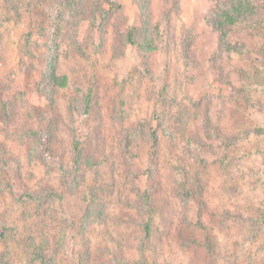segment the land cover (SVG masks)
<instances>
[{
	"label": "rangeland",
	"instance_id": "obj_1",
	"mask_svg": "<svg viewBox=\"0 0 264 264\" xmlns=\"http://www.w3.org/2000/svg\"><path fill=\"white\" fill-rule=\"evenodd\" d=\"M102 1L94 0L109 11L106 23L74 27L75 43L56 52L52 84L43 80L42 7L20 21L13 13L0 18V254L7 264H39L29 255L30 236L50 242L58 264H83L87 246L102 261L120 237L117 250H128L134 214L126 202L148 189L152 235L128 257L264 264V24L234 30L230 40L242 50L234 54L218 48L207 21L214 0ZM131 29L157 45H128ZM157 116V147L139 139L127 165L121 123L155 128ZM40 131L48 133L43 147ZM73 134L83 157L101 162L82 168L77 186L64 177L72 174ZM183 177L193 186L196 179L202 193L194 187L189 201L177 196Z\"/></svg>",
	"mask_w": 264,
	"mask_h": 264
},
{
	"label": "trees",
	"instance_id": "obj_2",
	"mask_svg": "<svg viewBox=\"0 0 264 264\" xmlns=\"http://www.w3.org/2000/svg\"><path fill=\"white\" fill-rule=\"evenodd\" d=\"M39 4H32L30 0H0V18L2 16L13 15L19 21L23 18L24 13L27 14V10L33 5H40L42 11L44 12L43 20L44 22L39 26L40 36L43 39V47L47 51V55H44L47 60V69L44 72V81L46 83H53L56 79L54 74L57 57L56 52L59 50L63 43L74 44L75 38H73L74 27L78 23L85 19H89L93 22L96 19L104 21L101 25L106 23L109 11H104L100 8L101 4L95 3L94 0H35ZM105 1V0H103ZM102 1V2H103ZM213 12L208 17V23L212 30L217 34V45L221 51L240 54L241 49L235 47L231 42L230 36L234 30L239 27H245L244 29L251 28L256 29L264 24V0H214ZM110 4L108 1L103 4ZM25 7V8H24ZM42 20V21H43ZM145 20V19H144ZM6 21V20H5ZM146 23V24H145ZM145 28H147V22H145ZM4 28L0 20V32ZM71 29V30H70ZM70 30V32H68ZM71 35V36H70ZM124 42L130 46L137 47L139 50H151L157 43L151 41L147 37V32L140 33L136 29L128 30L125 34ZM26 52H28L27 47H29V42L26 41L25 44ZM148 47V48H147ZM92 100V90L88 89L86 94L83 96L82 101L84 102L83 113H88L91 108ZM73 108V107H72ZM75 111V108H73ZM69 108V113L73 116V112ZM4 116L8 115L7 108H4ZM158 121L160 120L157 116ZM160 121L157 123L156 127L153 128L147 123H141L134 125L133 129H129L126 126L120 125L119 133L121 138V150L120 156L124 159L127 165L131 164V159L133 157L132 147L139 140H145L147 143H151L155 148L159 143V135L157 129L160 127ZM258 133L262 134L261 130H257ZM36 134V133H34ZM38 142L41 146H44V142L47 141L48 133L40 131ZM260 134V135H261ZM72 142V158H71V172L68 171L64 174L67 181H76V186L79 184V175L81 170L85 167H95L100 166L101 162L94 159L92 156L84 158L82 154L83 142L80 141L75 134H73ZM232 141L229 140V143ZM233 143V142H232ZM203 162V160H201ZM83 168V169H82ZM148 175L152 177L151 169L148 170ZM197 176V175H196ZM149 177V178H151ZM198 177V176H197ZM199 178V177H198ZM179 183V188L176 189V195L184 200L192 199L194 197V187L198 190V193H202V189L195 179L196 183L193 186L192 183L184 180ZM136 192V201L128 200L126 205L129 211L127 215L134 214V217H130L133 223L134 229H132L133 237L127 235L126 242L128 243L127 249H118L121 246L122 237L118 241H115L116 249H104L103 254L107 255L102 261H97L96 257L91 253L90 247H86L85 250V260L83 264H145V259L136 258L132 259L126 255L133 250L135 252H142L146 249L147 241L152 235V217L154 213V203L151 198V190L145 189L143 191ZM95 201L93 198L90 202ZM6 230L0 227V240L5 238ZM86 234H83L84 236ZM133 240H130V239ZM131 241V242H130ZM30 252L29 255L32 256V261L39 264H58L57 252L50 242L39 238V237H29ZM99 260V259H98ZM96 261V262H94ZM0 264H7L5 257L0 254Z\"/></svg>",
	"mask_w": 264,
	"mask_h": 264
}]
</instances>
